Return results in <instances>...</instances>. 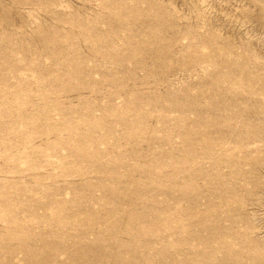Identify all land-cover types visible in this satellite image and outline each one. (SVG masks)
Returning a JSON list of instances; mask_svg holds the SVG:
<instances>
[{
  "label": "rangeland",
  "instance_id": "1",
  "mask_svg": "<svg viewBox=\"0 0 264 264\" xmlns=\"http://www.w3.org/2000/svg\"><path fill=\"white\" fill-rule=\"evenodd\" d=\"M0 264H264V0H0Z\"/></svg>",
  "mask_w": 264,
  "mask_h": 264
}]
</instances>
